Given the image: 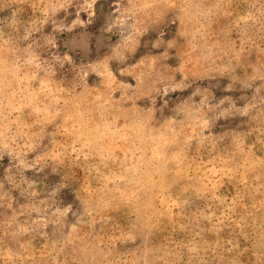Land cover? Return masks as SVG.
Returning a JSON list of instances; mask_svg holds the SVG:
<instances>
[{
	"label": "rangeland",
	"instance_id": "374dc122",
	"mask_svg": "<svg viewBox=\"0 0 264 264\" xmlns=\"http://www.w3.org/2000/svg\"><path fill=\"white\" fill-rule=\"evenodd\" d=\"M0 264H264V0H0Z\"/></svg>",
	"mask_w": 264,
	"mask_h": 264
}]
</instances>
